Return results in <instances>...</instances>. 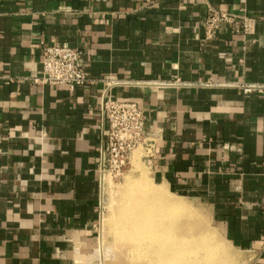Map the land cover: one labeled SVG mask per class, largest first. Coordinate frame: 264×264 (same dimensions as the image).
<instances>
[{
  "label": "crops",
  "instance_id": "1",
  "mask_svg": "<svg viewBox=\"0 0 264 264\" xmlns=\"http://www.w3.org/2000/svg\"><path fill=\"white\" fill-rule=\"evenodd\" d=\"M209 8L252 21L206 39ZM47 45L81 49L89 81H40ZM242 84L264 85V0H0V264H75L93 246L109 92L143 108L159 181L210 203L264 264V93Z\"/></svg>",
  "mask_w": 264,
  "mask_h": 264
},
{
  "label": "rangeland",
  "instance_id": "2",
  "mask_svg": "<svg viewBox=\"0 0 264 264\" xmlns=\"http://www.w3.org/2000/svg\"><path fill=\"white\" fill-rule=\"evenodd\" d=\"M101 184V209L94 235V244L86 255L75 264H147L146 258H143V253L139 249H133L131 243V239L134 237L133 230L120 224L119 218L121 214L126 211L129 212L130 209L136 211L141 204H143L144 210L145 206H147V210L155 208V211L153 210L154 213L151 215V221L148 222H152V220L153 222L159 221L157 223L163 225L170 220H175L178 221V224L182 225V229L179 231L170 232L165 236L167 244L179 238L182 242L188 241V245L185 246L189 248L185 247L184 251L178 255L176 264H187L186 261L188 263L194 262L193 264L250 263L252 259L251 255L234 246L226 236L220 217L218 218L212 211V205L205 201L195 200L176 193L161 183L156 177V173L148 164L146 153L141 147L133 152L130 163L120 174L106 171ZM135 197H139L137 198L138 200ZM159 197L161 199L160 205L151 208L149 204L151 200ZM171 199L182 201L184 203L182 207L184 208L172 211V209L168 208V203L166 202ZM143 200L145 203H142ZM136 201L139 202L137 203ZM124 203L126 204L124 205ZM132 205L135 206L132 207ZM127 207L130 209L128 210ZM185 207L193 211L194 215L183 213L184 209L187 210ZM143 209L142 212L145 213ZM118 215L119 217H117ZM161 216L163 218L159 219ZM114 223H116V226ZM202 231L209 233L207 237L208 241L206 240L205 245L212 252H205L204 244L196 240V233L201 234ZM168 238H170L169 241ZM189 240L192 242L190 243ZM191 250H193V255L190 260L188 255Z\"/></svg>",
  "mask_w": 264,
  "mask_h": 264
},
{
  "label": "built area",
  "instance_id": "3",
  "mask_svg": "<svg viewBox=\"0 0 264 264\" xmlns=\"http://www.w3.org/2000/svg\"><path fill=\"white\" fill-rule=\"evenodd\" d=\"M243 10V9H242ZM242 19V20H241ZM243 30L249 28L251 18L234 15L225 10L209 8L205 20V37L211 39L221 22L239 23ZM83 52L77 47L67 45H47L42 48V76L40 81L63 85L70 89L85 85L89 78L82 60ZM102 81L110 89L120 83L116 76H105ZM245 93H264V85L242 84ZM101 113L107 123L98 148V171L102 180L106 171L120 172L130 163L133 152L141 147L148 155L154 142L145 129V113L136 102L120 100L110 92L106 94Z\"/></svg>",
  "mask_w": 264,
  "mask_h": 264
},
{
  "label": "bare ground",
  "instance_id": "4",
  "mask_svg": "<svg viewBox=\"0 0 264 264\" xmlns=\"http://www.w3.org/2000/svg\"><path fill=\"white\" fill-rule=\"evenodd\" d=\"M128 196H129V194H128ZM130 198H132V197H130ZM137 198H139V197H137ZM147 202H149V201H147ZM160 202H161V199L159 197V198H155V199L151 200V202L149 204L152 208L154 206H156V207L159 206ZM166 202L168 203V208L172 209V211H176L178 208H181V209L184 208V207H182V205H184V203L180 200L171 199V200H168ZM142 203H145L144 200ZM125 204L126 203H124V205ZM163 204H164V201H163ZM129 206H131V205H129ZM134 206L132 205V207H134ZM150 206H149V209H150ZM143 208H144L143 204L138 206L136 211L134 209L132 210V209L127 207L128 210L130 209L129 212L128 211H126L124 213L122 212L123 214L120 213L121 217H119V215L117 216L120 218V224L124 225L126 228L128 227V228L133 230L132 233H133L134 237L131 239L133 249L134 250L139 249V251H141L143 253V258L144 257L146 258V260L148 262L147 264H176L178 255L181 254L182 251H184V249L186 247L185 245H188V241L185 240L184 242H182L181 240H179L180 238L178 240L177 239L174 240L172 238L174 241L169 242V244H167L165 242L166 241L165 236H166V234H168L170 232L173 233L174 231L175 232L177 230L179 231L180 229H182V225L178 224L177 223L178 221H175V220H170L169 222H167L166 224H163V225L158 224L157 222H159V221L153 222V220H152V222H148V221H151L150 220L151 215L154 213L155 208H153L152 210H147L148 209L147 206H145V210ZM185 208H187V210L184 209L183 213L194 215L193 214L194 212L191 211L188 207H185ZM123 209L127 210L125 208H123ZM142 209H143V211H145V213L142 212ZM163 211H164V209H163ZM162 218H163V216H161L159 219H162ZM116 220H118V219H116ZM116 220H115V222H116ZM114 224L116 226V223H114ZM208 235H209L208 232H203V231L201 232V234L196 233V238H197L196 240H197V242L204 244L205 252L211 251L209 249V247H207L205 245ZM169 239L170 238H168V241H169ZM189 242L191 243L192 241L189 240ZM207 244H209V243H207ZM192 247H193V245H192ZM186 248H189V247H186ZM192 255H193V250H191V252H189L188 258L192 259ZM140 259H142V258H140ZM184 260H185V258H184ZM186 263L187 264H193L194 262L188 263L186 261ZM141 264H143V263H141ZM180 264H184V263H180Z\"/></svg>",
  "mask_w": 264,
  "mask_h": 264
}]
</instances>
